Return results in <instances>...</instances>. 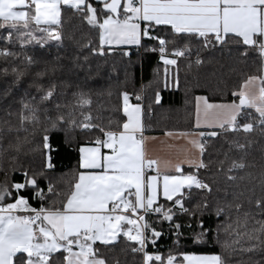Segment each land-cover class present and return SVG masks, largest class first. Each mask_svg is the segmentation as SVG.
I'll list each match as a JSON object with an SVG mask.
<instances>
[{"label": "snow or ice", "instance_id": "6c2138e0", "mask_svg": "<svg viewBox=\"0 0 264 264\" xmlns=\"http://www.w3.org/2000/svg\"><path fill=\"white\" fill-rule=\"evenodd\" d=\"M66 9L98 32L97 44L80 45L74 57L77 68L90 65L93 57L135 45L158 52L166 75L168 66H176L172 82L178 88L180 58L195 55L199 65L202 51L234 41L241 56L256 54L262 74L248 76L232 92L238 101L214 103L197 96L192 129L164 131L168 139L160 141L182 158L153 157L147 145L159 138L145 135L142 94H136L133 104L129 92L121 91L126 119L108 118L106 126L99 110L93 115L90 92L79 86L69 91L72 84L58 82L60 56L53 62L29 54L37 47L63 45ZM0 75H11L13 86L30 77L19 107L0 119V161L10 159L7 168L0 162V264H107L99 246L114 247L121 238L127 242L125 250L142 256L141 264H230L236 252L260 253L252 264H264V171L259 195L255 185L234 193L231 200L227 193L217 195L221 174L234 182L237 176L231 173L249 167L233 151L243 152L256 142L255 136L264 137V0H0ZM160 100L156 92L155 103ZM78 131L101 135L79 146L83 171L76 173L65 195L48 174L54 168L49 139L53 133ZM221 137L227 148L211 173L212 161L205 156L211 141ZM177 140L185 144L169 143ZM36 154L41 164L26 168L21 157ZM17 172L22 180H11ZM45 181L46 190L41 186ZM182 217L187 225L179 222ZM164 223L177 244L186 226L194 244L212 239L221 251L181 253L180 261L171 252L165 257L148 251L163 235L158 226Z\"/></svg>", "mask_w": 264, "mask_h": 264}, {"label": "trees", "instance_id": "16d2710c", "mask_svg": "<svg viewBox=\"0 0 264 264\" xmlns=\"http://www.w3.org/2000/svg\"><path fill=\"white\" fill-rule=\"evenodd\" d=\"M63 19V45L59 48L50 49H30L29 54L35 55L38 59L55 62L56 57L62 59L63 71L57 73L58 82L67 81L72 84V89L76 86L83 88L91 93L93 100V115L100 114L104 117L103 123L107 126L108 118L113 120H124L122 112V98L119 93L128 91L130 98L136 94H142L143 100L140 102L144 111L143 121L146 131L151 133H164L167 130L184 131L191 130L194 121V102L197 95L209 97L211 102H230L238 97L232 95L233 91H238L244 80L250 75H261V63L255 53H250L248 57L240 55L242 48L234 41L229 42L223 48L216 47L201 52L202 63H194L195 55L191 59L180 58L178 60L179 87L173 84V75L176 66H171V84H168L165 74V65L159 58L158 52L146 51L145 48L119 47L107 57H93L90 65H85L82 69L75 67L74 57L77 55L80 45L89 41L93 45L98 43V32L92 29L85 22H82L78 15L71 9L62 12ZM153 44L155 42H152ZM196 45H193L195 52ZM127 52L128 55H124ZM191 64V67H189ZM13 77L0 75V119H8L7 111H15L19 105L18 101L28 88L30 80L26 78L18 86H13ZM112 95L109 96L108 93ZM159 92L160 103H155V94ZM69 99L71 97L69 96ZM138 102V101H137ZM150 106V107H149ZM117 109H120L117 111ZM74 135V138H72ZM99 132L75 134L53 133L50 136L51 144L50 155L54 168L48 174L58 189L65 195L70 191L73 178L79 169V151L81 144L94 140ZM241 142L243 137H240ZM255 143L250 145L245 151H233L234 158H244V162L249 165L244 170H240L232 175L237 176L236 181H228L223 174L220 180V191L217 194L223 198L225 193L228 199L233 198V194L244 189L256 186V194H260L259 177L264 171V137L255 136ZM7 141L5 142V146ZM223 146V148H222ZM223 137L211 141L208 155L205 156L206 162L211 160V173H215L217 159H223L221 152L226 149ZM219 150V151H218ZM24 166L30 165L38 167L42 158L39 154L35 156L21 157ZM7 168L10 164L8 156H4L2 161ZM227 168V165H225ZM209 173V174H211ZM251 173V176L248 174ZM243 177V179H240ZM4 180V174L0 172V181ZM11 180L21 181L22 176L19 172L11 175ZM47 182L42 183L46 190ZM34 207H40L37 200L30 201ZM162 202V200H161ZM59 205V200L57 201ZM206 221L208 218L205 217ZM214 217L212 220L214 221ZM182 224L189 223L186 217H182ZM212 223V221H208ZM207 226V224H206ZM215 227V224L212 223ZM193 228L195 224L193 223ZM158 230L163 235L158 239L156 246L149 245L148 251L160 252L165 257L171 252L177 257V261L182 259L181 253L195 254H217L221 251L220 246L212 239L203 244H194L192 241V229L182 227L183 235L177 244L176 236L169 230L168 223L158 226ZM199 231V229H196ZM223 238V237H222ZM99 246V243H97ZM247 246V245H245ZM100 247V255L106 259L107 264H115L118 259L120 264H141L142 256L133 254L128 248L124 238L114 246ZM59 256V254H57ZM260 253L236 252L230 257V264H252L259 259ZM62 259V257H61ZM59 264V261H57Z\"/></svg>", "mask_w": 264, "mask_h": 264}, {"label": "crops", "instance_id": "0c3cea01", "mask_svg": "<svg viewBox=\"0 0 264 264\" xmlns=\"http://www.w3.org/2000/svg\"><path fill=\"white\" fill-rule=\"evenodd\" d=\"M121 47L136 48L135 45H125V46H121ZM197 96H204V95H197ZM132 100L130 98V103H137V101L133 102ZM214 103H229V102H214ZM194 119H195V102H194ZM193 124H194V121H193ZM145 135L149 136V137H158L159 138L158 140H155V141L150 140L148 142L147 148H148V154L150 156H153V157L159 156V157L170 158L174 161L182 158V154L177 149L166 150L164 148V145H162L160 143V141L168 139L167 137H165L163 135V133H151V132L145 131ZM169 143H173V144H176L178 146H183L185 144V141L177 140V141H169ZM79 158H80V155H79ZM184 167H185V169H187V165H185ZM80 171H83V170H80ZM149 174H154V173L150 172ZM97 243H99V242H97ZM207 255H211V254H207Z\"/></svg>", "mask_w": 264, "mask_h": 264}, {"label": "rangeland", "instance_id": "374dc122", "mask_svg": "<svg viewBox=\"0 0 264 264\" xmlns=\"http://www.w3.org/2000/svg\"><path fill=\"white\" fill-rule=\"evenodd\" d=\"M170 67L171 66H168V73H167V81H168V84H171V78H172V76H171V70H170ZM132 100V99H131ZM133 102H135L134 100H132ZM133 104H135V103H133Z\"/></svg>", "mask_w": 264, "mask_h": 264}, {"label": "built area", "instance_id": "2783aa9c", "mask_svg": "<svg viewBox=\"0 0 264 264\" xmlns=\"http://www.w3.org/2000/svg\"><path fill=\"white\" fill-rule=\"evenodd\" d=\"M134 101H136L135 97L133 98ZM141 102V101H140Z\"/></svg>", "mask_w": 264, "mask_h": 264}]
</instances>
